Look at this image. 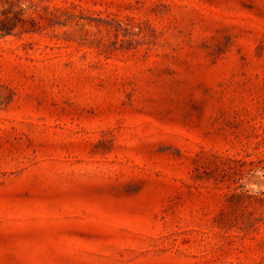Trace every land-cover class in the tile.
Returning <instances> with one entry per match:
<instances>
[{"label":"rangeland","instance_id":"374dc122","mask_svg":"<svg viewBox=\"0 0 264 264\" xmlns=\"http://www.w3.org/2000/svg\"><path fill=\"white\" fill-rule=\"evenodd\" d=\"M0 264H264V0H0Z\"/></svg>","mask_w":264,"mask_h":264}]
</instances>
